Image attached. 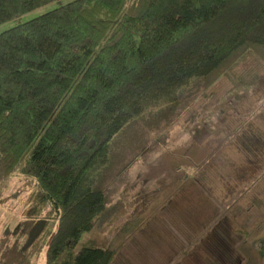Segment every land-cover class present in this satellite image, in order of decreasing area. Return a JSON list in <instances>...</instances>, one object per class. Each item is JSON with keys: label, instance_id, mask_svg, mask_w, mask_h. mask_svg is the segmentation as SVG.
<instances>
[{"label": "trees", "instance_id": "obj_1", "mask_svg": "<svg viewBox=\"0 0 264 264\" xmlns=\"http://www.w3.org/2000/svg\"><path fill=\"white\" fill-rule=\"evenodd\" d=\"M57 1L0 0V26ZM250 58L256 66L237 71ZM223 76L258 95L264 0H70L0 33V184L37 189L19 226L3 231L0 264H36L40 252L46 264H113L111 244L75 251L110 208L107 171L123 161L112 163V140L137 120L170 125L191 87ZM251 125L225 127L229 147L264 150ZM249 165H230L226 184L256 188L264 165ZM252 247L262 257L264 235Z\"/></svg>", "mask_w": 264, "mask_h": 264}, {"label": "rangeland", "instance_id": "obj_2", "mask_svg": "<svg viewBox=\"0 0 264 264\" xmlns=\"http://www.w3.org/2000/svg\"><path fill=\"white\" fill-rule=\"evenodd\" d=\"M68 1L59 0L1 25L0 33ZM255 66L250 58L236 67L245 74ZM233 84L223 76L205 91L200 85L191 87L170 125L161 122V127L152 128L160 125L137 120L114 137L112 163L119 155L117 163L123 161L107 171L113 170L107 188L110 208L93 231L82 235L75 251L88 244H111L117 249L113 264H264V255L252 247L255 244L257 249L264 235V178L250 190L225 180L230 165L240 173L244 164L263 166L264 150L244 151V142L242 150L229 147V132L223 130L251 123L260 130L253 133L255 139L264 145V97H258L264 83L249 99L246 93L232 90ZM138 129L145 135L143 144L135 141ZM251 135L247 131L243 140ZM246 152L252 155L247 157ZM186 178L190 181L181 186ZM6 182L0 184V242L7 225L10 233L19 226L26 201L37 190L35 186L28 191L14 180H8L7 186ZM205 191L211 192V198ZM47 213L42 209L41 215ZM33 254L28 258L36 257ZM34 261L46 264L45 253Z\"/></svg>", "mask_w": 264, "mask_h": 264}]
</instances>
